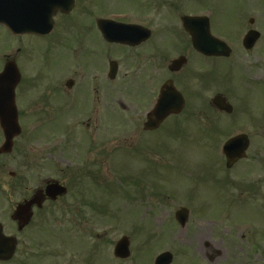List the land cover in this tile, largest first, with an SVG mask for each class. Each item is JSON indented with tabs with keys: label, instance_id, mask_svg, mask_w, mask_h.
<instances>
[{
	"label": "flooded vegetation",
	"instance_id": "flooded-vegetation-1",
	"mask_svg": "<svg viewBox=\"0 0 264 264\" xmlns=\"http://www.w3.org/2000/svg\"><path fill=\"white\" fill-rule=\"evenodd\" d=\"M93 1L61 0L63 8L53 12L52 29L46 34L22 30L10 32L9 38L3 40L1 32L6 31L0 25V72L8 62H13L19 73L13 95L19 131L15 130V135L7 141L0 123V259L12 252L10 258L0 260V264L31 263L34 258L32 221L43 210L50 212L49 216H52L57 209L69 221L83 225V228L88 226L96 202V185H101L102 177L110 171V167L112 169V125L119 120V117H114L115 113L121 114L124 127L131 131L140 129L144 139L145 136L155 139L170 137L172 133V138L177 141L192 140L194 133H187L192 128H200L204 133L206 131L202 141L210 143H216V138L220 141L224 137V132L231 129L230 121L238 124L241 120H247V112L250 110L246 107L255 108L253 112L260 111V119L264 120V105H240L241 110L232 106V111L227 113L206 99L200 98L198 102L199 92L208 89V61L226 63L224 60L231 59L234 53L231 51L227 59L200 55L194 51L191 37L186 32L189 21H184L186 18H198L194 21L197 37L201 30L208 29L214 38L226 41V45L232 49L242 47L244 36L252 30L260 35L255 47L264 46L260 45L264 43V31L261 29V22L264 20H259L263 15L251 17L257 7L264 10V0H131L136 6L134 11L110 10L103 14L84 12L83 7ZM28 13H32V10H28ZM229 13L234 16V20L231 19L234 25L224 29L222 17L230 20ZM83 14L106 46L98 48L96 43L90 47L84 44L81 28ZM116 24L132 27L123 34L125 44L106 41L100 32L101 28L105 35H112ZM36 26L39 31L45 30L48 19L39 17ZM30 41H33V50L41 54L40 63L28 57L32 51L27 46ZM161 45H164L162 49ZM72 46H75L77 56L82 55V60L79 56L78 60L77 57L74 59L75 70L71 73L52 74L55 70H49L44 65L49 50L57 48L67 53ZM114 46L122 48L123 52L113 50ZM87 48H90L89 52ZM113 56L116 59L121 57L125 63L122 92H117L121 100L116 103L112 84L118 74L115 79L108 76V65ZM178 57L185 58V64L177 71L168 70L171 61ZM22 66L28 72L23 71ZM145 73L153 76H139ZM252 79L247 80L251 81L253 90L257 86L264 88V75ZM256 80L260 82H252ZM165 82L182 95L184 106L178 114L166 116L156 129L145 131L143 125L152 109L154 94ZM150 84L151 91L146 94L144 88ZM192 94H195L196 101L190 103ZM214 94L224 95L219 91ZM124 100L126 101L123 102ZM122 139V143L128 144L127 138ZM137 139L142 141L143 137L138 136ZM257 143L264 144L263 135ZM207 155L209 157L205 164L200 162L201 169L219 171L224 167L223 156L217 153ZM251 161L252 178L247 182L211 185L218 197L214 205L208 200L205 204L191 202L194 186L197 184H189L186 190L175 192V204L188 210L187 221H191L193 217L206 216V220L218 223L211 230L223 235L225 231H220L219 228L227 227L228 234L234 235V230L245 226L246 222H218L219 217L216 219V215L208 212L215 209L219 215L226 195L231 194L235 197L232 201L242 202L240 205L249 203L251 206H258L264 214V205L260 207L264 202V151L260 147H254ZM240 162L226 171H233ZM222 171L224 173L223 169ZM18 195H21L19 199ZM49 195L55 199L50 200ZM29 201L33 215L28 224L20 228L16 210L19 205ZM239 232L237 236L241 241L244 238L250 240L255 234L249 227ZM83 235L90 237L93 234L85 231ZM104 235L95 234V237L101 239L105 247H83L71 262L96 264L97 254H104L111 259L112 263L109 264H113L111 247H108L113 240L107 241ZM259 240L260 243L247 242V247L237 245L235 248L205 244V264H235L229 258L233 251L238 256L251 257L257 253L262 256L264 236H260ZM53 254L54 250L48 256ZM124 263L122 260L115 262ZM243 264L248 263L245 261Z\"/></svg>",
	"mask_w": 264,
	"mask_h": 264
},
{
	"label": "rangeland",
	"instance_id": "rangeland-1",
	"mask_svg": "<svg viewBox=\"0 0 264 264\" xmlns=\"http://www.w3.org/2000/svg\"><path fill=\"white\" fill-rule=\"evenodd\" d=\"M135 7L136 6L131 0H94L92 3L85 5L83 10L84 12L103 14L110 10L118 12L124 10L134 11ZM260 9L261 8L257 7L251 17L262 14L263 16L259 18V20H264V10ZM230 16L231 13L228 14L230 20H228L227 17L224 20L222 17L221 24H225L224 29L231 28L234 25V22H231V19L234 20V16ZM82 19V41L84 44L90 47L94 46L96 43L98 48L106 46L105 42L97 36L84 14L82 15ZM261 24V29L264 31V21H262ZM1 36L6 37V34L1 32ZM263 44L264 43H261L260 45ZM27 46L32 50L29 52L28 57L36 63H40L42 57L40 53L33 50V41H30ZM163 46L164 45H161L160 49H162ZM74 47L75 46H72L67 53H63L57 48L50 49L45 57L46 60L44 65H46L49 70H55L52 74L56 72L57 74L73 72L76 68L74 59L77 57L78 60L79 56L75 54ZM151 47L152 46H150V48ZM235 48L237 51L235 50V54L230 61L214 64V67L219 68L218 72L223 76L225 74L228 80L229 85H227L226 88L230 90L229 92L231 94L229 102L237 110H241L242 108L240 105H245L247 102L251 103V105H264V94L261 95V92L253 90V87L247 80H244V90H241L240 93H238L234 87V83H236L239 75L240 78L252 77L253 79H256L260 75H264V54L262 53L264 52V46L257 47L255 52L252 50L250 52H245L241 47L238 49L237 47ZM113 50H121V52H123V49L117 46H114ZM87 51L89 52L90 48H87ZM113 57L116 58L115 56ZM255 58L258 59L256 60ZM79 59L82 60V55L79 56ZM22 61L24 62V60ZM117 62L122 71L112 84L115 103L119 99L117 92H122V74L125 71V63L121 57L117 59ZM215 62L218 61H208V64ZM228 65H233L234 68L239 69V75L235 70L231 69L233 68L232 66ZM221 66H223L224 69H221ZM22 68L23 71L28 72L26 67L22 66ZM152 72L153 69L151 68V73ZM140 75L153 76V74L147 73L139 74V76ZM256 82L259 83L260 80H256ZM220 89L225 90L224 80L220 81ZM240 89V85L238 84V90ZM150 91L151 84L144 88L146 94ZM206 94L207 96L210 95L209 92ZM252 94H255V96H252ZM246 109L250 110L247 112V120H241L238 124L232 120L230 124L231 128L238 126L235 127L234 132H236L237 128V130H242V132L247 131L253 135L250 139V148L248 150L249 159L245 163L249 168L244 172L245 175H249L252 174L253 170V166L251 165V154L254 151V147H264V144L257 143L260 140V136H264V128L262 129V127H264V120L260 119L262 115L260 111L253 112L252 110L255 108L249 109L246 107ZM120 116V113H115L114 117H119V120L118 122H113L111 133L113 152L114 149H118V153L113 159L114 164H112V169L110 167V171L104 176V185L103 183L100 186L96 185L95 189V207L98 205L102 206L107 214L104 218L98 219L99 221H92L90 223L96 228L94 231L91 230V233L95 234L105 230L108 232V237L113 240H117L122 235L121 233L123 230L119 228V226L131 231H129V239L133 249L132 259L124 264H139L141 256L148 264L151 256H153L155 252L170 250L174 253L176 247L179 245L184 246L190 255L186 257L187 254H177L173 264H205L203 251L205 244L212 243L214 245H222L224 247L233 246L235 248V242L238 241L241 242L244 247H247V242L256 243L258 241V235L259 237L264 236V214L261 213L257 206H251L249 204L232 207H229L228 204H222L221 212H223L219 213V215H217L215 209H210L208 212L210 215H216L214 217L216 219L219 217L223 222H246L249 229L251 228L256 234V237L252 235V239L250 240H248V238H244L242 241L239 240L237 236V233H240L239 229L234 230L235 234L232 236L228 234L227 227L226 229L219 228L220 231H225L223 235L218 231L211 230L214 226H218V223L213 224L212 220H206V216L198 218L193 217L191 221H187L183 229L174 226L172 221L173 214L175 211L174 209L178 207V205L174 208V204L172 205L170 202L166 203V201H175L173 197L175 192L186 190L189 184H197L194 186L195 189L190 199L192 203L205 204L208 200L214 205V201L218 198L213 191L214 187L211 185L220 184L221 176H218L215 170L209 168L201 169L200 167V162L202 161L205 164V161L209 157L206 151L208 154L213 153V147L210 142L202 141V137L206 132L204 133L200 128H192L189 133H187L190 135L194 133L192 140L169 141L168 139L170 138L155 139V137L151 138L145 136L148 139L147 142L140 143H136L135 139L138 138L139 133L135 132L132 133V139L135 141L129 143L126 149L123 148L121 139L122 136L127 134V128L122 125L123 123L121 122L122 119ZM129 131L131 132V129H129ZM128 141L131 140L129 139ZM116 145H118V147H116ZM203 155H207V158L205 159ZM241 168L243 169L244 165H242ZM235 174L236 172L231 173V181L236 184L240 183V181L236 179ZM197 176L201 177L198 178ZM211 176L213 178H211ZM222 177L225 179L224 175H222ZM226 183L227 182L223 180V184ZM161 191L162 200L159 197ZM235 193L238 196L236 191ZM20 197L21 195H18V199ZM233 197L234 195L232 198ZM176 198H178V195H176ZM161 205L164 206L161 208ZM94 212H91V214L95 218ZM96 214L99 215V212ZM192 214H195L194 211ZM49 215L50 212L48 213V211L43 210L36 215L32 223L33 257L40 256L35 246H40L42 242L46 241V236L53 234L55 236H61L64 234L63 232L69 233L70 235L84 232V229L79 226V224L69 221L64 214L61 212L59 213L56 209L51 217H49ZM220 220L217 221L222 222ZM77 237V235L76 239L72 238V236L63 237V246L58 247L57 250L63 249L64 252L69 251L71 256H73L75 251L79 253L86 242L83 238L80 239ZM201 238L203 241H199ZM97 242L101 243L100 241ZM97 246L99 245L96 244L95 248H97ZM46 247L51 246L43 245L41 249L45 250ZM262 247H264V242ZM180 250L182 252L185 251L183 248ZM229 258L235 261V264H243L245 261H249L250 264H259L254 257H252V262L250 256H238L235 251H233ZM260 260L262 261L261 258ZM97 262L98 264L112 263L111 259L104 254H97ZM30 264L65 263L60 259V255L57 254L50 259H34Z\"/></svg>",
	"mask_w": 264,
	"mask_h": 264
},
{
	"label": "water",
	"instance_id": "water-1",
	"mask_svg": "<svg viewBox=\"0 0 264 264\" xmlns=\"http://www.w3.org/2000/svg\"><path fill=\"white\" fill-rule=\"evenodd\" d=\"M11 7H12V0H0V18H1L0 21L4 22L7 26H10V24H11V20H10V18H11ZM51 11H52V9H51ZM249 43H251V41ZM203 49H205V48H203ZM203 49L200 48V50H203ZM203 51H205V50H203ZM11 73H12V70L7 69L1 75V78H0V86H2L1 88L4 87L3 83L8 82L9 75ZM8 87L9 86H6L1 90V92H0L1 96H3L4 94L6 95L7 93L11 94L12 89H13V85L11 84L10 90H5V88H8ZM11 96H12V94H11ZM162 101H163V99L161 100V103H163ZM214 102L218 103V101L216 99L214 100ZM160 107H158V108H160ZM5 111L6 110L0 111V114H2ZM160 111H163V109H161ZM7 127L9 128L10 126H7ZM246 147H247V143H246V141L243 140V138H237V139L231 140L230 142L226 143L224 148H223V151L228 155V161H229L228 164H231L237 158L242 157L243 156V150ZM26 209H27L26 206H22L18 210L17 216L22 221V224H25L29 218V215L26 213ZM121 245L124 248H126V241L120 242V244H118V248H121ZM169 258H170L169 255L162 256V257L158 258L157 264L158 263L166 264L169 262V260H170Z\"/></svg>",
	"mask_w": 264,
	"mask_h": 264
}]
</instances>
